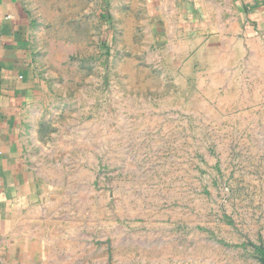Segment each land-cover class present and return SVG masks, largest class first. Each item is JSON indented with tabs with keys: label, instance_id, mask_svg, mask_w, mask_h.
<instances>
[{
	"label": "rangeland",
	"instance_id": "obj_1",
	"mask_svg": "<svg viewBox=\"0 0 264 264\" xmlns=\"http://www.w3.org/2000/svg\"><path fill=\"white\" fill-rule=\"evenodd\" d=\"M20 1L46 195L0 264H264V31L226 5L181 33L148 0Z\"/></svg>",
	"mask_w": 264,
	"mask_h": 264
},
{
	"label": "crops",
	"instance_id": "obj_2",
	"mask_svg": "<svg viewBox=\"0 0 264 264\" xmlns=\"http://www.w3.org/2000/svg\"><path fill=\"white\" fill-rule=\"evenodd\" d=\"M148 2L162 31L192 33L212 26L208 12L217 5H226L239 32L264 31V0ZM34 55L22 1L0 0V262L7 249L17 248V234L46 195L34 180L26 149L28 115L37 105Z\"/></svg>",
	"mask_w": 264,
	"mask_h": 264
}]
</instances>
